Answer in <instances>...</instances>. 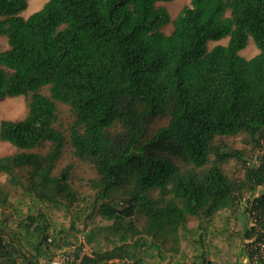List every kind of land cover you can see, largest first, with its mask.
<instances>
[{
	"label": "trees",
	"instance_id": "obj_1",
	"mask_svg": "<svg viewBox=\"0 0 264 264\" xmlns=\"http://www.w3.org/2000/svg\"><path fill=\"white\" fill-rule=\"evenodd\" d=\"M166 1L47 0L24 18L28 0H0L10 46L0 50V97L28 100L24 118L0 123V139L17 148L0 157V206L19 191L66 211L89 199L87 217L100 214L115 237L79 264H139L151 246L180 253L190 239L205 250L206 236L187 234L246 193L258 223L246 232L253 256L264 238V0H191L175 18ZM250 37L259 53L246 58ZM59 103L72 114L65 129ZM66 145L95 172L87 183L75 184L73 158L58 168ZM230 160L240 175L225 169ZM6 223L1 264L63 249L43 212L19 222L21 238H6Z\"/></svg>",
	"mask_w": 264,
	"mask_h": 264
},
{
	"label": "rangeland",
	"instance_id": "obj_2",
	"mask_svg": "<svg viewBox=\"0 0 264 264\" xmlns=\"http://www.w3.org/2000/svg\"><path fill=\"white\" fill-rule=\"evenodd\" d=\"M47 0H28V7L22 11L21 15L24 18L30 17L33 13L40 10ZM191 0H173L160 2L159 5L165 6L172 18H175L182 8L190 4ZM2 18V17H0ZM173 29L172 23L165 26L163 29L166 34L171 33ZM229 42V37H224L219 40H210L208 45L209 48H212L216 45L222 44L226 45ZM10 46L8 44L7 36H0V50H6ZM259 53V48L256 45L254 39L250 37L248 44L245 48L240 51V54L246 58H251ZM44 93H48V89H43ZM28 113V100L25 96H5L0 97V123L3 119H22ZM59 122L58 125L65 129L72 119V114L70 106L68 104L59 103ZM232 145L239 149H243L246 145L244 139L241 136L230 139ZM229 145L228 141L226 143ZM72 147L66 145L63 155L58 163V168L63 167L68 162H76L75 170V184L87 183L86 180L88 177L94 176L95 172L87 165L81 164V162L74 159L71 154ZM17 151V148L7 141H2L0 139V157L8 154H12ZM253 162V161H252ZM237 163L235 160H230L225 164V169L229 173H234L235 175H240L241 171H238ZM7 182V175L0 172V183L5 184ZM86 193H89V189L84 187ZM260 190L262 188H259ZM237 195H239L237 193ZM250 195L246 193L244 197H239V204L236 210L233 212L228 210H222L217 214L216 219L212 220L208 226L203 224L200 229H196L193 233H188L187 236H234L238 235V231L241 230L240 223L246 224V218L248 227H250L251 215H250ZM89 199L83 201L80 206L72 209L71 211H66V209L56 208L49 203L43 202L32 195L22 194L21 191L13 193L10 197L9 203L6 205L0 206V218L7 219V223L4 225L6 233V238H9L13 232L21 238V235L24 236V230L19 226V222L22 219H25L27 214H39L43 212L47 218V223H49V235L53 238L61 239L62 247L65 248L67 245L64 244L65 240L71 242H78L80 237L85 233L86 236H89L91 233L94 234V239L86 242L87 252L90 253L92 250L97 247H110L112 246V241L114 236L113 231L106 230V225L109 223L108 220H105L100 214H95L90 218L87 217V214L91 211V205L89 204ZM246 215V217H245ZM244 216V217H243ZM199 221L194 219L191 226L196 227ZM3 226V225H2ZM206 226V227H205ZM249 230V229H248ZM15 236V235H14ZM18 239V238H16ZM26 240V239H24ZM86 241V238H85ZM193 246V245H192ZM188 250H190V245H187ZM54 249L53 251H59L60 249ZM62 249V248H61ZM167 251L164 249H158L155 246L149 247L145 253H143V259L140 264H166ZM33 254L30 253L28 257L32 258V261L28 259H21L16 262V264H46L49 256H39L40 258L36 259ZM1 264V263H0Z\"/></svg>",
	"mask_w": 264,
	"mask_h": 264
},
{
	"label": "crops",
	"instance_id": "obj_3",
	"mask_svg": "<svg viewBox=\"0 0 264 264\" xmlns=\"http://www.w3.org/2000/svg\"><path fill=\"white\" fill-rule=\"evenodd\" d=\"M245 222L246 224L240 223L241 230L238 235L204 238L202 244L205 245V250L195 249L191 239L184 240L185 250L180 253H167L166 264H264V259H256L250 245L248 246L250 238L246 235L249 229L247 218ZM188 244L190 250L187 248Z\"/></svg>",
	"mask_w": 264,
	"mask_h": 264
},
{
	"label": "built area",
	"instance_id": "obj_4",
	"mask_svg": "<svg viewBox=\"0 0 264 264\" xmlns=\"http://www.w3.org/2000/svg\"><path fill=\"white\" fill-rule=\"evenodd\" d=\"M250 226H258L257 219L251 214ZM52 240V237L49 238ZM256 259H264V238L257 242L253 246ZM89 254L87 252V246L85 236L80 237V240L76 244L69 245L63 249H60L56 254L47 260L46 264H79L84 255Z\"/></svg>",
	"mask_w": 264,
	"mask_h": 264
}]
</instances>
